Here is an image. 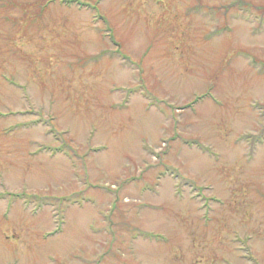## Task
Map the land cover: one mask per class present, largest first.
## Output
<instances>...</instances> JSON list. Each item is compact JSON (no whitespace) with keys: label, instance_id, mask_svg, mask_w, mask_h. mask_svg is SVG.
<instances>
[{"label":"rangeland","instance_id":"obj_1","mask_svg":"<svg viewBox=\"0 0 264 264\" xmlns=\"http://www.w3.org/2000/svg\"><path fill=\"white\" fill-rule=\"evenodd\" d=\"M0 2V264H264V0Z\"/></svg>","mask_w":264,"mask_h":264},{"label":"trees","instance_id":"obj_2","mask_svg":"<svg viewBox=\"0 0 264 264\" xmlns=\"http://www.w3.org/2000/svg\"><path fill=\"white\" fill-rule=\"evenodd\" d=\"M54 1H55V0H54ZM54 1H53V0H51V1H50V0H48V1L45 0V6H47V5H52V4L54 3ZM58 2H59V4H60V2H61V4H63V0H58ZM79 2H80L81 4H83L84 7H86V4L90 5V3H87V2H82V1H79ZM89 2H90V1H89ZM66 3H68V2H66ZM96 3H97L96 1H93V2H92V4H94V6H95V10H97V12H99V8L95 5ZM0 4H2V2H0ZM8 4H9V3H8ZM8 4H7V5H8ZM22 4H23V8H27L28 10H30V8H28L27 6H25L24 3H22ZM13 6L16 7V5H13ZM13 6H12V7H13ZM18 6H19V5H18ZM90 6H91V5H90ZM12 7H11V8H12ZM91 7H92V6H91ZM92 8H94V7H92ZM248 8H249V7H247V9H248ZM38 11H39V10H38ZM39 12H40V11H39ZM40 13L43 14V13H44V10H42V12H40ZM29 16L31 17L32 14H30V13L27 12V13L23 14V17H21L20 19H18V21H19V22H22V23H25V25H26V23L29 22V21H28V20H29ZM12 18H13V17H12ZM105 20H106L105 23L107 24V27H108L109 31L112 32V37H115L110 22L108 21V19H107L106 17H105ZM16 21H17L16 19H15V20H14V18L12 19V22H16ZM18 21H17V22H18ZM11 27H12V26L10 25L9 28H11ZM13 32H14V31H13ZM118 53H119V54H120V53L122 54V52H121L120 50L118 51ZM116 54H117V53H116ZM7 196H9V195H7ZM39 201H41V199H39Z\"/></svg>","mask_w":264,"mask_h":264}]
</instances>
